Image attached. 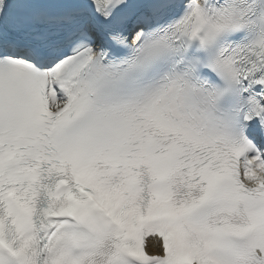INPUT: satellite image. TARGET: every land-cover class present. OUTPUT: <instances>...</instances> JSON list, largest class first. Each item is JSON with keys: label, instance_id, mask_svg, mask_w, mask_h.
Instances as JSON below:
<instances>
[{"label": "snow or ice", "instance_id": "1", "mask_svg": "<svg viewBox=\"0 0 264 264\" xmlns=\"http://www.w3.org/2000/svg\"><path fill=\"white\" fill-rule=\"evenodd\" d=\"M0 264H264V0H0Z\"/></svg>", "mask_w": 264, "mask_h": 264}, {"label": "bare ground", "instance_id": "2", "mask_svg": "<svg viewBox=\"0 0 264 264\" xmlns=\"http://www.w3.org/2000/svg\"><path fill=\"white\" fill-rule=\"evenodd\" d=\"M148 248H149L150 250H152V249H151V245H150V244H149Z\"/></svg>", "mask_w": 264, "mask_h": 264}]
</instances>
